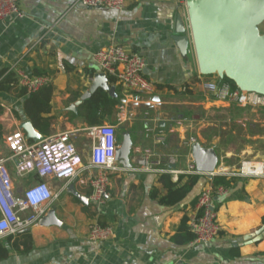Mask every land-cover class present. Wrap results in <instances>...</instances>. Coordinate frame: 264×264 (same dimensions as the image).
<instances>
[{"label": "crops", "instance_id": "1", "mask_svg": "<svg viewBox=\"0 0 264 264\" xmlns=\"http://www.w3.org/2000/svg\"><path fill=\"white\" fill-rule=\"evenodd\" d=\"M18 2L24 17L0 22V74L7 70L18 80L21 74L52 79V111L43 116L51 119L47 136L74 134L72 140L84 161L90 155V128L116 126L120 144L127 130L133 141L132 166L118 163L121 171L111 175L109 197L102 207L90 202L91 189L83 180L67 187L53 183L58 199L51 210L60 225L39 223L0 241L9 251L0 264H264V178H232L228 194L215 199L220 236L194 245L180 242V227L195 213L208 177L201 175L194 191L171 207L160 202L165 194L161 175L142 169L144 153L150 151L162 169H169L167 162L175 158L174 182L189 175L185 171L194 163L191 139L215 149L220 159L216 173H235L244 160L264 161V108L215 100L203 89L204 81L213 80L200 74L193 49L183 55L174 41L180 16L186 24L182 0H131L122 12L88 8L80 0ZM114 43L145 59V76L155 84L164 105L155 110L141 107L119 122L123 89L107 76L115 90L114 96L108 95L118 104L109 115L101 105L100 122L91 123L80 114L85 101L76 111L72 107L101 73L95 54ZM25 99L19 88L0 90V137L21 129L28 120ZM232 121L244 131L240 146L230 145L219 134ZM13 181L17 189L26 182L15 176ZM92 222L113 227V238L99 244L89 241Z\"/></svg>", "mask_w": 264, "mask_h": 264}, {"label": "built area", "instance_id": "2", "mask_svg": "<svg viewBox=\"0 0 264 264\" xmlns=\"http://www.w3.org/2000/svg\"><path fill=\"white\" fill-rule=\"evenodd\" d=\"M129 1L131 0H80V3L88 8L122 12ZM182 4L186 11L185 29L190 35L186 0H182ZM14 16L24 17L18 0H0V22ZM94 59L101 73L113 78L123 89L117 117L119 122L127 121L130 115L133 116L132 111L141 107L155 110L164 105L162 98L156 95L155 84L145 76L146 61L139 54L128 52L122 45L114 43L96 53ZM51 82L52 79L48 76H20V85L29 92H35ZM202 86L217 101L244 108H264L263 95L233 89L229 83L219 79L204 81ZM73 135L62 133L30 141L22 129H16L0 137V241L16 237L40 223L58 199L53 183L59 182L67 187L83 180L91 189L90 202L97 207L106 203L111 175L121 171L117 161L120 146L117 127L103 125L88 130L91 148L87 161L78 152L72 140ZM195 142V139H191L192 144ZM143 160L142 169L146 172L158 175L178 174L171 169L176 164L175 158L167 162L169 169H162L163 164L155 161L150 151L144 153ZM185 174L207 176L198 172L194 163L189 165ZM13 176L26 182L17 189ZM84 176L85 180L82 179ZM218 176L229 180L264 178V161L244 160L237 172L221 171L213 174V178ZM36 178L38 180L33 181ZM211 181L199 194L196 211L188 222L189 229L195 236L192 242L194 245L208 244L221 233L215 199L225 197L229 189L223 185L215 186ZM114 234L113 227L92 222L88 239L99 244L111 240Z\"/></svg>", "mask_w": 264, "mask_h": 264}, {"label": "water", "instance_id": "3", "mask_svg": "<svg viewBox=\"0 0 264 264\" xmlns=\"http://www.w3.org/2000/svg\"><path fill=\"white\" fill-rule=\"evenodd\" d=\"M190 35L180 16L174 36L181 53L188 55L193 49L199 72L204 77L217 76L220 81L227 78L244 92L264 96V0H186ZM98 89L111 96L115 90L109 86L105 74L95 76L91 89L72 107L73 111ZM28 140L38 141L43 136L36 131L30 120L21 124ZM133 141L125 132L117 150V161L131 167ZM191 154L200 173L213 180L220 163L215 149L205 148L200 143L191 145ZM45 226L60 225L55 211L40 221ZM264 231V230H263Z\"/></svg>", "mask_w": 264, "mask_h": 264}, {"label": "trees", "instance_id": "4", "mask_svg": "<svg viewBox=\"0 0 264 264\" xmlns=\"http://www.w3.org/2000/svg\"><path fill=\"white\" fill-rule=\"evenodd\" d=\"M46 76V75H37ZM0 90L4 92L12 91L19 88L20 97H25L24 111L25 116L31 121L34 128L38 132L47 136L51 126V119L43 117L46 114H50L52 111V98L54 94V86L50 83L47 86L40 88L35 92H29L26 88L20 85V80L17 79V75L14 72L4 70L0 74ZM114 82V80H112ZM110 80V82H112ZM222 82L229 83L233 89H237L235 83L227 78H224ZM118 104L117 100L108 95V92L103 89L97 90L90 98H88L81 106L80 114L88 118L91 123H99L101 115L99 108L103 105L106 109V114L109 115V109ZM1 112V109H0ZM125 132H128L125 130ZM1 135V127H0ZM201 175H180L177 182L173 181V176L170 174H163L159 177V183L162 184L165 194L161 197L160 202L165 206H175L183 202L197 187ZM185 180V183H183ZM213 185L225 187L231 186L232 180H228L225 177H215L211 181ZM158 192H156L157 194ZM201 193V192H200ZM199 193V194H200ZM199 196V195H198ZM198 199V197H197ZM188 218H185L180 227V242L190 243L195 239L194 234L190 231L188 226ZM264 221V220H263ZM11 238H9L10 240ZM9 254L8 249L3 243H0V261L7 258Z\"/></svg>", "mask_w": 264, "mask_h": 264}, {"label": "rangeland", "instance_id": "5", "mask_svg": "<svg viewBox=\"0 0 264 264\" xmlns=\"http://www.w3.org/2000/svg\"><path fill=\"white\" fill-rule=\"evenodd\" d=\"M260 29H261V32L264 33V23L262 24ZM210 77L213 81L217 80V76H210ZM227 125L228 126L226 128V131L221 130L219 134L223 135V137L226 136V139L228 138L230 145L240 146L241 142H243L244 140V137H243L244 131L242 130V126L237 123H234L233 121H232V125H230V123ZM232 132H235L236 134H232ZM212 134H217V132H210V135ZM121 142H122V139H121Z\"/></svg>", "mask_w": 264, "mask_h": 264}, {"label": "bare ground", "instance_id": "6", "mask_svg": "<svg viewBox=\"0 0 264 264\" xmlns=\"http://www.w3.org/2000/svg\"><path fill=\"white\" fill-rule=\"evenodd\" d=\"M221 170V169H220Z\"/></svg>", "mask_w": 264, "mask_h": 264}]
</instances>
